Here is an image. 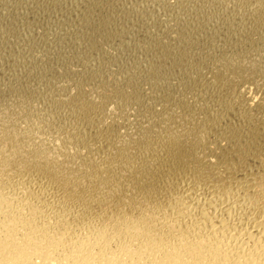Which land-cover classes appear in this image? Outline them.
<instances>
[{
	"label": "bare ground",
	"instance_id": "6f19581e",
	"mask_svg": "<svg viewBox=\"0 0 264 264\" xmlns=\"http://www.w3.org/2000/svg\"><path fill=\"white\" fill-rule=\"evenodd\" d=\"M263 45L206 60L132 121L77 80L53 93L69 120L48 141L0 102V264H264Z\"/></svg>",
	"mask_w": 264,
	"mask_h": 264
},
{
	"label": "rangeland",
	"instance_id": "374dc122",
	"mask_svg": "<svg viewBox=\"0 0 264 264\" xmlns=\"http://www.w3.org/2000/svg\"><path fill=\"white\" fill-rule=\"evenodd\" d=\"M22 1L0 0V102H2L1 108L4 107L2 109L5 107L8 109L24 100L23 104L21 102L19 104L21 108H24L19 107L22 111L17 112L21 121L17 117L15 124L23 129L32 130L33 128V131L36 130L39 135L36 137L35 134V139L42 137L40 139L45 141L51 139L49 133L69 120L66 108L56 105L52 99L53 93L55 94L60 88V91L64 90V87L74 91V82L76 83L77 80L83 83L89 81L101 84L99 87L93 86L92 91L90 89L91 97L97 100L106 98L104 100H107L105 104L108 105L109 114L126 115L129 121H132L142 109L148 107L151 101H159L165 94L164 90L183 88V86L184 89H188L193 84L191 81L195 82L197 78L199 80L201 77L204 78L206 67H208L205 65L208 63L206 60H214L225 54L244 52L246 49L258 48L264 44V0H187L188 2L186 0H85V2L82 0H24L23 3ZM183 7H185L184 10ZM228 16L233 22H230ZM250 16L254 17H252L253 20ZM246 22H249V25ZM187 23L190 24L188 27ZM242 24L247 25V28L243 25L244 28ZM181 27L185 28L181 30ZM225 27L232 31L229 32ZM213 28L215 31L221 29L215 32ZM195 29L203 34H198ZM223 30H226L225 33ZM238 30L242 33L239 34ZM176 32L179 33L178 40L173 36ZM217 33L218 35L215 36ZM230 33H233V36ZM152 52L157 53L152 54ZM200 54L206 57L203 56L205 58L203 61ZM158 56L168 57V60L171 58L173 61L168 64L155 62ZM188 77L194 80L190 81ZM7 85L14 87L16 92L19 90L18 93L13 91V88L5 91ZM100 92L108 94L104 95ZM18 95L26 98L20 99ZM188 95L189 93L186 94V99L191 101ZM117 96H120L122 105L118 104L120 101H116ZM66 99L67 97L64 96L63 100ZM109 101L111 102L108 103ZM114 101L116 104L113 103ZM114 104L118 106L117 109ZM51 112L55 115L54 117ZM81 120L80 118V123L84 122Z\"/></svg>",
	"mask_w": 264,
	"mask_h": 264
}]
</instances>
